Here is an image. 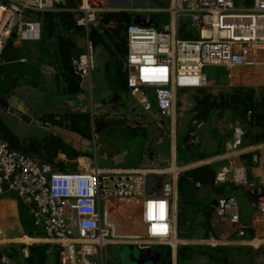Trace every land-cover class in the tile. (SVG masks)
<instances>
[{
	"label": "built area",
	"instance_id": "1",
	"mask_svg": "<svg viewBox=\"0 0 264 264\" xmlns=\"http://www.w3.org/2000/svg\"><path fill=\"white\" fill-rule=\"evenodd\" d=\"M65 0H0V61L7 42H38L42 38L39 15ZM78 26L89 32L99 25L103 14L115 10L99 0H79ZM173 18L187 16L196 39H180L175 21L167 31L139 27L126 29L127 55L124 71L132 91L151 88L162 118L173 115L180 89L207 88L206 66L230 71L238 68H264V0H254L250 9L238 10L234 0H172ZM95 53L91 41L85 52L73 61V68L86 86L95 70ZM251 115V113H249ZM196 123L191 144L199 143ZM237 139L232 146H239ZM231 147V148H232ZM257 162V157L253 158ZM179 175V173L176 175ZM147 172L95 168L88 173H63L53 166L13 151L0 136V197L15 195L34 218V226L49 245L48 254L58 253L61 264H102L104 248L113 240L106 224L105 204L112 200H135L141 203L140 215L145 232L131 238L139 249L158 245H177L178 180L163 184L157 196L146 195ZM234 182L253 190L245 173L234 174ZM225 180L223 175L217 183ZM257 209L264 215V198ZM215 215L222 223L239 224V204L234 196L218 200ZM3 231L0 229V238ZM29 258V247L21 250ZM2 264H16L7 256Z\"/></svg>",
	"mask_w": 264,
	"mask_h": 264
},
{
	"label": "crops",
	"instance_id": "2",
	"mask_svg": "<svg viewBox=\"0 0 264 264\" xmlns=\"http://www.w3.org/2000/svg\"><path fill=\"white\" fill-rule=\"evenodd\" d=\"M234 2L238 10L250 9L254 4V0H234ZM99 3L106 8L115 10L112 13L122 11L129 12L132 15L133 23L137 15L152 13L155 16V20L157 15L165 16L163 19L167 22V25H165L166 27L172 26L175 21L176 25L174 29L178 36L183 29L185 32H190L196 35L194 29L190 27L189 18L187 16L173 18L170 12L172 0H99ZM88 39V35L74 36V41L76 42L78 49L81 51V54L85 52ZM16 45H21V43H16ZM94 53L96 70L98 64L96 59V49L94 50ZM106 61L107 58L103 61L104 68ZM41 70L45 83L49 85L47 92H41L38 89L28 87H20L17 89L16 93L20 95L21 98L28 101V105L31 108L30 114L34 112V115H32L34 120L31 126L37 129L41 128L43 132L46 133L56 132L59 134V132H61L63 135L62 138L66 143L70 144L77 150H81V152L85 154V156L73 161H68L64 155L60 156V159L65 160V162L76 164V172L88 173L95 168L104 169L98 164V155H91L92 150L90 149L89 140L74 135L68 131L55 129V127L48 123H46L45 127H40V124L42 123L40 119L43 115H55V119L59 121L60 119H63V116L66 114L88 112L90 107L88 102L84 103V94L85 92H90L91 96H93V77H91L86 86H81L82 92L80 95L69 97L64 102L55 100L53 101L54 103H51V96L54 91L56 92V89L53 88L55 85L56 71L49 66H43ZM238 70L246 72L243 73L242 78L245 77L243 80H247L248 78L253 79V76L255 75L264 78V68L248 67L234 69L233 71L226 69V76L228 78L226 82H222L220 85L209 84L207 88L196 89L213 97H218L222 93L230 91L232 88H253L259 97L262 93L261 90H258L256 87H250L251 83L249 86H247V84L237 83ZM103 78L105 79L112 97L115 96V98L114 101L111 100L112 97L107 98L106 100L100 99L98 101L99 114L97 116L94 113V119L98 118L101 123L100 126L103 127L106 126L104 121L109 120L112 115H127L129 121L133 124V131L129 133L130 137L133 138V135L136 133L139 134L141 130L145 132L141 131L144 134H146L147 131L149 136V143H144L145 161L132 167H122L120 166L121 164H126L128 162H126V157L129 154V151H105L102 154V157L108 158L111 163V167L106 169L147 172L148 176L160 177L163 180V184L167 182L170 177V180H178L180 185V178L187 171L204 165H213L217 172V178L219 175L225 177L223 182H216V184L226 187L228 194L224 196H207L209 194H207L208 192H205L204 194H201L197 201L188 205V208H186L187 205H182V209H180V204L178 207V203L180 202L178 192L177 212L180 214L182 210H188L187 219H183V227H185L187 231L184 232L185 236L183 238L179 237V229L177 227V245L174 247L164 246L171 249L172 264H179L178 251L183 249L191 250L190 252L188 251L190 259L184 264H216V261L228 257L230 259L228 264H264V215H262L256 206H254L250 197L244 193V189H249L236 184L233 179L235 172H237V170H242L245 173L248 182L255 185L254 189H264V142L255 144L252 141L256 130L250 123L251 115L248 114L247 121H245L238 117L235 118L231 111L222 113L218 111L213 112L210 119L205 122L212 124L210 139L205 147L201 149L199 135V143L197 145L191 144V140L193 139L192 133L197 130L194 121L192 124L194 125V128L192 132L188 134L189 141H186L187 136L184 138L179 137L180 125L185 126L184 129H187L188 131V122L195 116L193 109L197 104L198 98H201L199 95L200 93H197L193 97L192 94L184 92L181 101H178V92L180 90L194 89L178 90L173 115L170 118H167L169 120L167 122L166 118H162L158 114L153 89L148 88L132 91L129 88H119L118 85H114L115 87L113 85L111 86L106 75ZM51 90H53V93H51ZM144 90L148 93L152 92L153 103H151ZM128 97L133 101V105L129 108L125 101V98ZM38 98H40L42 104H46L48 108L53 109L52 107H54L55 109H53V113L47 111L44 112L40 109L37 111L34 106L30 104L32 101L37 104ZM137 107L140 108L139 111ZM38 108H40V104L38 105ZM149 114H151L152 117H150ZM179 117L182 118L181 121H178ZM15 119L20 124H23V122L19 121L17 118ZM205 123H203L204 125L201 129L206 125ZM66 124L69 123L66 122ZM166 139L169 141L168 152L164 149V141ZM237 139H240L241 144L232 147ZM193 148H197L199 151L194 152L192 151ZM185 155L192 158L194 156L197 158L203 156L205 160L194 161L195 159L193 158L191 162L183 164L182 158ZM255 156L257 157V162L253 161ZM178 173L179 175L176 178ZM230 196L236 197L239 204V224H232L230 222L222 223L219 221L215 213L213 214L211 211L212 202L210 205L211 216H206L205 208L209 200L213 201L214 198L220 200L221 198ZM262 198H264V196L260 197V199ZM19 202L20 200L16 196L0 197V229L3 231V237L0 238V245H8L17 248L20 247L22 250L23 248L30 247L34 244H45L44 237L32 238L25 235L20 219ZM140 205L141 203L135 200H114L106 203V224L112 229V235L114 237L107 246L120 244L116 240L123 238L128 241H125L127 245H122L137 247L134 242L130 240L131 238L140 237L145 232L139 211ZM30 213L32 215L31 210ZM24 237L35 239L36 243L33 242L31 244H26L18 241ZM161 246L162 245H158L152 248L160 253L158 249L161 248ZM218 248L227 250V254L225 256L224 254H217L216 250ZM184 252L186 253L185 250ZM20 255L22 256L21 251ZM22 259L24 260V263L27 264L23 256ZM103 262L104 252L102 264H104ZM111 263L117 264L114 259Z\"/></svg>",
	"mask_w": 264,
	"mask_h": 264
},
{
	"label": "trees",
	"instance_id": "3",
	"mask_svg": "<svg viewBox=\"0 0 264 264\" xmlns=\"http://www.w3.org/2000/svg\"><path fill=\"white\" fill-rule=\"evenodd\" d=\"M79 0H65L64 3L55 4L52 10L39 15L42 22V38L38 42H24L16 45L15 38L10 39L4 47L0 61V97L8 98L17 93L20 87L38 89L47 92L49 85L45 83L41 68L49 66L55 69L54 87L56 91L68 97H76L81 94L82 87L80 78L73 68V61L78 58L81 51L78 49L74 36H86L90 39L94 50L101 48L106 54L105 64L106 78L112 86L128 89L127 74L123 70L124 60L127 55L126 29L133 23L129 12L106 13L99 19V25L91 27L89 32L77 25L76 21L81 15L77 12ZM180 39H196V35L185 32L179 33ZM115 87V86H114ZM54 90V89H53ZM51 90V93H53ZM50 91V90H49ZM55 92V91H54ZM197 104L193 109L195 116L188 124V132L193 130V121L196 123L208 121L213 112L231 111L235 118L247 121L251 113L250 123L255 127L253 143L264 142V92L258 97L255 89L236 87L213 97L207 93L200 92ZM199 96V97H200ZM40 121L51 124L55 129L68 131L74 135L89 140L91 118L88 112L79 114H66L63 119L57 121L55 115H43ZM68 122L69 124H66ZM96 128H100V120L94 119ZM43 134V133H42ZM0 136L13 151L19 152L27 157L43 161L63 173L75 172L77 165L60 159L64 155L68 161L76 160L85 156L81 150L73 148L66 143L62 137L53 134H44L43 137H31L27 140L21 139L5 119L0 116ZM186 141H189L187 135ZM188 154V153H186ZM194 161L205 160L203 156L193 157ZM217 172L213 165H204L187 171L180 178L179 201L182 205H190L199 199L201 194L208 192L207 196L226 195L227 188L216 184ZM199 185V187H198ZM4 197H15L8 194ZM209 200L205 208L206 216H211ZM187 211L184 210L183 217L179 222L183 226V219H187ZM19 213L25 235L29 237H44L42 232L34 226V220L30 209L21 201L19 202ZM182 214V212H180ZM180 214V215H181ZM48 244H34L29 247V258L27 264H61L58 253L48 254ZM160 264H172V252L169 247L161 246ZM186 251V253L184 252ZM21 248L10 247L0 250V264L3 256L11 259L19 256ZM189 249L178 251L179 264H184L190 259ZM188 252V253H187ZM227 250L218 248L217 254H227ZM228 257V256H227ZM229 257L216 261V264H228Z\"/></svg>",
	"mask_w": 264,
	"mask_h": 264
},
{
	"label": "rangeland",
	"instance_id": "4",
	"mask_svg": "<svg viewBox=\"0 0 264 264\" xmlns=\"http://www.w3.org/2000/svg\"><path fill=\"white\" fill-rule=\"evenodd\" d=\"M154 1V0H151ZM160 1V0H157ZM165 18V16H156V22L158 24V27L155 28L158 32L161 31H167V28L165 25H167L166 21L163 19ZM179 37V36H178ZM106 54L102 51L101 48L96 49V59L98 61L97 64V69L93 72L92 77H93V83H94V92H93V96H91L90 92H85L84 96H85V101L84 103H89V111L88 113L90 114V118H91V128H90V138H89V142H90V149L92 150L91 155H98L97 161L99 166H101L102 168L106 169L111 167V163L110 160L108 158H104L102 157V154L105 151H109V152H118L117 150H120L121 152L123 151H129V154L126 157V164H121L120 166L122 167H132L134 165H137L138 163L145 161V150H144V143H149V136H148V132L146 131V134H144L145 132L143 130V132H139V134H135L133 135V138L130 137L129 133L131 131H133V124L129 121V117L127 115L121 116L119 115H112L110 117L109 120L104 121V123H106V126L100 127V128H95V124H94V113L98 116L99 114V106H98V101L100 99L102 100H106L107 98H111V92L107 87V84L105 82V79L103 77H105L106 73H105V69L103 67V61L106 59ZM203 74L206 75L209 84H213V85H220L222 84V82H226L227 81V76H226V69L223 67H219V66H206L203 68L202 70ZM243 73L246 72H241L240 70L237 71V83H241V84H247V86L250 85V87H256L258 90H261V92H264V78L258 77L257 75L253 76V79L248 78L247 80H243ZM242 78V79H241ZM242 80V81H241ZM251 81V82H249ZM253 85V86H252ZM145 91V90H144ZM146 92V91H145ZM184 92H188L190 94L196 95L197 93H200V90L198 89H194V90H180L178 92V101H181L182 95ZM151 103H153V97H152V92L148 93L146 92ZM40 95V93H39ZM68 96H65L64 94L56 91L52 94L51 96V103H54L53 101H60V102H64L68 99ZM115 96H113L111 98L112 101H114ZM125 101L127 103L128 108L131 107L133 105V101L128 97L125 98ZM30 104L32 106H34V108L38 111L39 109L44 111V112H49V113H53V109H55L54 107L48 108L46 106V104H42V100H40V98L37 99V104H35V102H30ZM40 104V108H38V105ZM51 107V106H50ZM138 111L140 110V108H138ZM34 115V112L31 113V116ZM0 116H2L5 121L9 124V126L13 129V131L19 135L21 137V139L23 140H27L29 138H33L38 137L41 138L43 137L44 134H50V133H46L43 132V130L41 128H34L31 125H27L25 123L20 124L15 117L7 114L6 112L0 110ZM150 117H152L151 114H149ZM97 120H99L98 118H96ZM152 120V118H151ZM182 118L179 117L178 121H181ZM166 121L168 122L169 120L166 119ZM192 121V120H191ZM191 121L188 122L191 123ZM206 125L200 130H198V135L199 138L201 140V145L200 148L203 149L205 147V145L208 143L209 139H210V130L212 127V124L210 123H205ZM31 126V127H30ZM41 127V126H40ZM185 126L180 125L179 126V137H186L189 132L187 131V129H184ZM190 129V128H189ZM188 129V130H189ZM43 133V134H42ZM53 135H59L60 137H62V133L59 132H53L51 133ZM132 138V139H131ZM165 146L164 149L166 152H168V143L169 141L166 139L164 141ZM192 151L196 152L199 151V149L197 148H193ZM193 160L192 157L185 155L182 158V163L186 164L189 163ZM114 201V200H112ZM180 202L178 203V207H179ZM106 205V204H105ZM106 208V207H105ZM181 211V210H180ZM182 214L180 215L178 213L179 216L183 217V210L181 211ZM105 215H106V219H107V211L105 210ZM181 217L179 219H181ZM178 229H179V237H184V232L187 231V229L185 227H183L181 225V223L178 220ZM118 241V243L121 244V246H123L122 244H126L125 241H128L127 239H119L116 240ZM127 245V244H126ZM7 248L9 249L10 246L8 245H0V250ZM20 248V247H19ZM116 250V247L113 246H106L104 248V264H110L107 259L105 258L106 256H108L110 253H112V251ZM159 251H162L161 248L158 249ZM13 262H15L16 264H25L24 260L22 259V256L19 254V256L15 257L13 259Z\"/></svg>",
	"mask_w": 264,
	"mask_h": 264
},
{
	"label": "water",
	"instance_id": "5",
	"mask_svg": "<svg viewBox=\"0 0 264 264\" xmlns=\"http://www.w3.org/2000/svg\"><path fill=\"white\" fill-rule=\"evenodd\" d=\"M134 24L139 27L145 28H157V22L155 16L152 13H145L137 15L134 19ZM0 110L6 112L7 114L17 118L19 121L31 125L33 123V116H31V108L28 105V101L21 98L18 94H13L8 98L0 97ZM41 127H45L46 124L41 123ZM180 151V150H179ZM181 152V151H180ZM146 195L147 196H157L163 189V180L157 176H148L146 178ZM244 193L250 197L254 206H257L260 197L264 196L263 188H256L254 190L244 189ZM218 206V200L214 198L212 201L211 211L214 214L216 207ZM131 248L136 250L135 259L137 264H160L161 256L160 253L154 250L152 247H147L144 249H139L135 246Z\"/></svg>",
	"mask_w": 264,
	"mask_h": 264
},
{
	"label": "flooded vegetation",
	"instance_id": "6",
	"mask_svg": "<svg viewBox=\"0 0 264 264\" xmlns=\"http://www.w3.org/2000/svg\"><path fill=\"white\" fill-rule=\"evenodd\" d=\"M112 246L116 247V250L105 257L110 264H112L111 261H113V259L114 261L116 260L117 264H137L135 249L126 245L121 246L120 244Z\"/></svg>",
	"mask_w": 264,
	"mask_h": 264
},
{
	"label": "bare ground",
	"instance_id": "7",
	"mask_svg": "<svg viewBox=\"0 0 264 264\" xmlns=\"http://www.w3.org/2000/svg\"><path fill=\"white\" fill-rule=\"evenodd\" d=\"M19 239V238H18ZM19 242H22V243H26V244H31V243H33V242H35L36 240L35 239H29V238H27V237H24L23 239H20V240H18ZM17 241V242H18ZM36 243V242H35Z\"/></svg>",
	"mask_w": 264,
	"mask_h": 264
}]
</instances>
